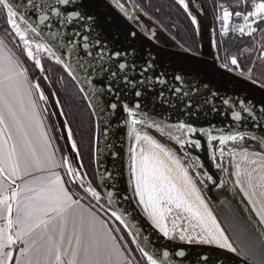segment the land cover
I'll use <instances>...</instances> for the list:
<instances>
[{"label":"snow or ice","instance_id":"6c2138e0","mask_svg":"<svg viewBox=\"0 0 264 264\" xmlns=\"http://www.w3.org/2000/svg\"><path fill=\"white\" fill-rule=\"evenodd\" d=\"M178 3L185 11L189 10L185 0H178ZM241 4L247 8V0H238L236 8ZM219 8H223V5ZM95 9L94 0H0V15L6 20L7 30L18 38L23 53L28 61L34 62L35 69L44 73L39 54L46 53L47 58L54 60L56 65H61L68 76L87 85L91 96L96 98L95 107L99 112L103 113L106 106L113 111L120 108L126 113L129 136L134 135L137 142L147 141L173 160L185 183L196 193L197 200L212 225L208 227L201 214L193 212L200 223L201 232L190 235L182 232L179 240L215 246L230 253L237 252L238 249L229 242L208 211L207 205L200 199L180 161L136 126L155 129L161 136L174 141L185 156L189 155L188 149H201V142L195 138L196 135L205 136L207 144L213 148L210 155L213 164L225 171L217 162L216 156H231L237 185L239 186V178L243 175L244 183L251 190L252 173L257 168L264 169V102L259 111L243 101L239 102L240 111L231 109L230 119L235 123L228 134H224V129H216L220 134L213 135L211 131L197 128L183 119L171 123V117L165 120L162 113H155L161 117L158 121L153 113L146 110V105L176 108L174 100L182 99L183 95L179 109L181 113L198 115L200 109L187 99L189 93L184 92L180 86L168 87L167 95L165 94L167 81L162 76L155 75V57L151 53L137 63L134 48L129 51L128 48L111 47L119 43L118 37L105 43L102 33L98 31L102 20ZM234 14L237 18L242 17L245 22L238 29L241 35H253L258 30L264 32V28H260L264 24V2H253L251 10L246 14L239 10ZM232 15L233 12L223 8L222 34L228 33ZM196 23L193 18L192 24ZM132 35L135 37V33ZM261 59H264V55ZM230 63L238 67L235 57ZM173 80L183 83L180 75H175ZM157 85L160 86L158 91ZM32 89L40 93L41 101L45 99L41 85L30 82L27 69L19 59L10 54L4 41L0 40V264H140L131 253L122 251L106 222L81 203L90 197L95 201L93 207H102V200L106 198L111 205L113 192L108 191L102 197L97 190L99 185L93 187L91 183L85 184V178L77 170L82 165L75 166L67 156L57 162L43 131L37 105L32 99ZM129 94L135 98V110L128 104L119 103L121 96ZM101 100L104 102L101 103ZM204 103L207 105L210 101L206 98ZM223 104L229 105V100H224ZM208 110L213 113L218 111L215 108ZM257 129L258 135L255 132ZM68 140L72 142V151L77 152L71 132ZM216 141L218 145L214 144ZM229 142L231 146H228ZM252 142L256 144L255 149L251 148ZM130 152L135 195L163 236L173 239L163 223L164 212H171V207L165 206L175 204L177 208L181 207L185 203L183 194L171 183L154 158L141 153L137 159L135 146ZM244 164L248 167H243ZM195 166L200 167L198 161ZM60 167L66 170L72 187L82 190L83 194L79 199L69 191L60 174L54 171ZM78 179L79 186L76 184ZM207 179L211 181L212 177L208 176ZM249 203L253 204L252 210L264 230V205L257 206L251 196ZM186 210L192 211L191 205H186ZM111 215L121 223H127L125 217L115 209ZM246 240L250 264H264V239L252 232L246 233ZM132 243L136 244V250L147 264H163L148 246L147 237L140 243L136 240ZM175 255L183 258L185 252L177 251ZM168 256L169 253L165 251V261ZM203 259L207 264L208 257Z\"/></svg>","mask_w":264,"mask_h":264},{"label":"water","instance_id":"95a60500","mask_svg":"<svg viewBox=\"0 0 264 264\" xmlns=\"http://www.w3.org/2000/svg\"><path fill=\"white\" fill-rule=\"evenodd\" d=\"M115 1L117 4L114 0H94L96 13L102 20L98 31L102 33L104 42L108 43L113 37H118L119 43L111 45V47L114 49L128 48L129 51L134 48L137 53V63L142 62L151 53L155 57V75L162 76L167 81L165 94L167 95L168 87L180 86L184 92L189 93L187 99L191 100L194 105H198L200 109L198 115L188 116L181 113L179 109L183 99L182 95V99L174 100L176 108L146 105V110L153 113L155 119L159 121L161 118L155 113H162L165 120L171 117L169 121L171 123H175L178 119L187 120L197 128H203L205 131H211L213 135H218L220 133L215 131L216 129H224V134H228L232 130V125L235 122L230 119V110L240 111L239 102L243 101L249 107L255 106L256 110L259 111L261 103L264 102V86L221 64L216 48L213 16L203 0H185V3L189 5L188 11L184 10L178 0H174L191 24L193 18L197 21L196 24H192L196 34L197 52H192L179 43L156 20L140 9L135 0H125L126 6L118 0ZM133 33H135V37H133ZM15 39L19 44L18 38L15 37ZM19 46L21 55L33 78L36 83L41 85V91L45 96L69 162L75 166L82 165L80 156L77 155L78 150L77 152L72 151V142L68 140V134L71 130L54 90L48 78H45L47 77L45 71L40 73L38 69H35L34 62L27 60L22 51V46L20 44ZM40 57L56 65L54 60L47 58L46 53L39 54ZM57 66L63 70L61 65ZM65 74L67 75V73ZM175 75L182 76L183 83L174 81ZM68 77L84 97L94 119L93 159L97 185L100 186L97 190L100 191L102 197H105L108 191L113 192L111 205L105 198L102 200V207L100 205L97 207L113 219H115L111 215L113 209L125 217L126 224L116 219L115 221L128 236L141 264H147V262L143 260L136 250V244H133L132 241L136 240L137 243H140L144 237L148 238V246L163 264H181V260L183 264H206L203 257H208L207 264H250L246 233L254 232L256 236L264 239V230L261 229L258 218L252 210L253 204L249 203V196L253 201L255 200L247 184L244 183L245 177L243 175L239 178V186L237 185V177L233 174L235 169L232 166L231 156L226 155L223 158L216 156L217 162L225 169V171H221L210 159L213 148L207 144L205 136L197 134L195 138L200 140L201 149H188L189 155L185 156L174 141L161 136L155 129H149L142 125L136 126L143 134L150 136L157 143L167 148L180 161L181 166L187 170L200 199L207 205L208 211L211 212L221 231L238 251L230 253L226 249L215 246L167 239L155 226L149 214L145 213L144 206L140 204L139 197L135 195L130 149L135 145L136 139L134 135L129 136L128 134L126 113L120 108L113 111L107 106L103 113L99 112L98 108L95 107L96 98L91 96L87 85L70 76ZM159 88L160 86L157 85V91ZM206 98L210 101L207 105L204 103ZM149 99L151 98L149 97ZM226 99L229 100L227 106L223 104ZM103 102L101 100V103ZM134 102L135 98L132 94L121 96L119 100L121 105L128 104L133 110H135ZM210 108H215L218 111L210 112L208 110ZM242 115L244 114L242 113ZM255 132L257 135L259 134L258 129ZM72 141H74L73 137ZM214 144L218 145V141ZM228 146H231V142ZM251 148H256L255 142H252ZM161 153L185 183L173 160L165 153ZM197 161L200 165L198 168L195 166ZM247 166V164L243 165V167ZM77 170L85 178V184H92L83 165ZM208 176L212 177L211 181L207 179ZM79 183L78 179L76 184L79 186ZM185 185L192 192L191 186L186 183ZM92 186L95 187L93 184ZM192 194L197 199L196 193L192 192ZM87 198L91 200L90 197ZM91 201L95 204V201ZM197 201L199 203V200ZM256 205L258 206L257 203ZM201 207L203 208V206ZM181 250L185 252L183 258L175 255V252ZM165 251L169 253L167 261L163 257Z\"/></svg>","mask_w":264,"mask_h":264},{"label":"trees","instance_id":"16d2710c","mask_svg":"<svg viewBox=\"0 0 264 264\" xmlns=\"http://www.w3.org/2000/svg\"><path fill=\"white\" fill-rule=\"evenodd\" d=\"M121 1L125 3V0ZM203 1L211 11L215 23V0ZM217 1L219 5H223V8L226 7L229 11L233 12V14L236 10L241 12H247L251 10L253 2H264V0H247V8H245L243 4H241L239 8H236L238 0ZM135 2L140 7V9H142L148 16L156 20L185 48L192 52L198 51L195 30L188 17L174 0H135ZM165 19H167L169 22H166ZM170 21L172 22L171 24H175V26H177L180 33L184 32L187 35V39L181 40L178 37L176 31L173 30L174 28L172 27L173 25L170 24ZM260 28H263V24L260 25ZM251 39V37H240L237 35H229L225 39H219L216 37V48L220 62L223 65H226L228 56L233 54L237 57L238 69L242 73L249 72L253 67L252 62L255 51L253 48L249 53H242V51L253 46L254 41ZM44 69L45 74L57 97L66 122L71 130L73 140L77 145V150L84 170L92 184L97 187L95 170L92 164L95 133L92 113L76 85L59 66L45 60ZM48 117L54 128L60 151L62 154H65L51 113H49Z\"/></svg>","mask_w":264,"mask_h":264},{"label":"rangeland","instance_id":"374dc122","mask_svg":"<svg viewBox=\"0 0 264 264\" xmlns=\"http://www.w3.org/2000/svg\"><path fill=\"white\" fill-rule=\"evenodd\" d=\"M122 5L126 6V3H123L121 0H118ZM210 1H214V0H210ZM215 17L216 18H220L222 19V15H223V8H219V4L218 1L215 0ZM259 3V2H258ZM219 5V6H218ZM221 20H219V22H222ZM166 22H169L167 19H165ZM172 22L170 21V24ZM173 25L172 28L174 31H176L178 37L181 40L187 39V35L184 32H181L178 30L177 26H175V24H171ZM263 28H264V24H263ZM183 34V35H181ZM252 39V41H254L253 46L252 47H248V49H244L242 51V53H249L250 50L253 48V50L255 51L254 54V59H253V67L249 72L246 73H242L237 66H233L230 61L233 57H235L237 59V57L233 54L229 55L226 61V65H224L226 68L234 71L235 73L242 75L262 86H264V59H261V56L264 55V32L261 31H257L254 35L250 36ZM0 40L4 41V44L7 46V48L12 52V54L21 61V63L23 64V66L27 69L28 74H29V80L31 83L36 84V81L32 76L31 71L29 70L25 60L23 59L22 55H21V50H20V46L17 42V40L15 39V37L9 33V31L7 30V25H6V20L5 18H3L2 15H0ZM42 60V65L44 67L45 65V60L43 57H40ZM238 61V60H237ZM39 95L40 93L37 92L35 89H32V97L34 99L35 104L37 105V112L39 114L40 119L45 123V128L47 129L49 135L52 137L53 141H54V145H55V151L56 154L58 155L60 161L62 160V157L66 156V154H62V152L60 151V147L58 144V140L56 138L55 135V131L54 128L52 126V124L50 123L49 120V109L46 103V100L44 99L43 101H41L39 99ZM94 129H95V124H94ZM58 132V131H57ZM92 161H93V167H94V159H93V153H92ZM66 172V171H65ZM92 175V174H91ZM90 180V179H89ZM78 186V185H77ZM76 191H78V187L76 188ZM79 193L83 194L82 191H78ZM108 216V215H107ZM109 219L111 220L114 229L116 230L117 237L122 240V244L124 245V247L126 248V251L128 253H131L132 256L136 257L137 260H139L128 236L126 235V233L124 232V230L122 229V227L115 221V219H113L112 217L108 216ZM181 219L178 220V223L180 224ZM169 230V235L173 237L174 241H178V242H183V243H188L186 241H180L179 240V236L182 234L185 235H189L188 231L184 232L183 229L181 228H175V229H168ZM125 234V235H124ZM119 239V240H120ZM194 243V242H193ZM140 261V260H139ZM141 264V262H140Z\"/></svg>","mask_w":264,"mask_h":264},{"label":"bare ground","instance_id":"6f19581e","mask_svg":"<svg viewBox=\"0 0 264 264\" xmlns=\"http://www.w3.org/2000/svg\"><path fill=\"white\" fill-rule=\"evenodd\" d=\"M114 2L117 4L115 0ZM134 146L136 148L137 159H139L141 153L148 155L150 158H154V160L159 163L161 170L169 177L171 183L176 185L177 190L183 194L185 203L181 205V207L177 208L175 204L165 206L171 207V212H164L163 223L166 225V227L170 230L175 228H181L183 230L186 229L189 235L193 233H200V223L193 216V212H199L204 218L208 227H212L211 222L207 219V216L204 213L203 208L198 203L197 199L193 196L192 192L190 189H188L183 180L180 179L179 175L176 173L172 165L165 159L161 151L144 140H140L139 142L136 141ZM251 180L253 188L250 190V192L254 200L258 206L264 205V169L257 168V170L252 173ZM186 205H191L192 211L186 210ZM179 219H181L180 224L178 223Z\"/></svg>","mask_w":264,"mask_h":264},{"label":"crops","instance_id":"0c3cea01","mask_svg":"<svg viewBox=\"0 0 264 264\" xmlns=\"http://www.w3.org/2000/svg\"><path fill=\"white\" fill-rule=\"evenodd\" d=\"M226 8V7H225ZM7 48V46H6ZM8 49V48H7ZM9 50V49H8ZM10 51V50H9ZM10 54H12V52L10 51ZM13 55V54H12ZM14 56V55H13ZM14 58H16L14 56ZM33 99V97H32ZM34 101V99H33ZM40 119V117H39ZM40 122H41V125H42V128H43V131L46 133L47 135V138H48V141L49 143L51 144V150L54 152L55 154V159L57 160V162H60V159L58 157V155L56 154V151H55V145H54V141L52 139V137L49 135L47 129L45 128V123L40 119ZM54 171H56L58 174H60V176L62 177V179L65 181L66 185L68 186L69 188V191L71 193H73L74 195H76V198L79 199V196L82 195L81 193H79L78 191H76V188L72 187V185L70 184L69 180H68V176L66 174V170L63 168V167H60V168H56L54 169ZM36 175H39V173H37ZM17 183H21V181H17ZM81 203L84 205L85 208H89L91 209L92 211L96 212V214L100 217L101 220H103L104 222H106L107 224V227L110 229L111 231V234L115 237L116 239V242L121 245V248H122V251H124L126 254L128 253L126 251V248L124 247V245L122 244V242L119 240V238L117 237V235L114 233L110 223L108 222V220L106 219V217H104L103 214H101L99 211H97V209L95 207H93V205L88 202L86 199H84L83 201H81ZM2 223V222H0Z\"/></svg>","mask_w":264,"mask_h":264},{"label":"built area","instance_id":"2783aa9c","mask_svg":"<svg viewBox=\"0 0 264 264\" xmlns=\"http://www.w3.org/2000/svg\"><path fill=\"white\" fill-rule=\"evenodd\" d=\"M244 13L246 14V12H244ZM219 20H221V19L217 18V34H218L220 39H225L229 35H237V36H240V37H250V36H252V35H241L240 32L238 31V29L245 24V22L243 21L242 17L241 18H237L235 16V14L230 17V19H229V28H228V33L227 34H222V32H223V20H221L222 22H219ZM249 23H250V21H249ZM254 27H255V25H254ZM100 213L103 214L102 212H100ZM103 215H104V217H106L108 222L113 226L111 220L107 216H105V214H103ZM113 230L116 232L114 227H113Z\"/></svg>","mask_w":264,"mask_h":264}]
</instances>
